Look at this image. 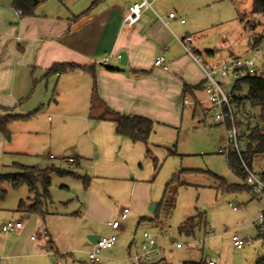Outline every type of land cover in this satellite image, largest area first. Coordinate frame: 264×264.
<instances>
[{"label": "rangeland", "instance_id": "rangeland-1", "mask_svg": "<svg viewBox=\"0 0 264 264\" xmlns=\"http://www.w3.org/2000/svg\"><path fill=\"white\" fill-rule=\"evenodd\" d=\"M176 2L183 4V18L194 28L193 46L215 51L216 56L209 57L212 64L256 55L253 42L255 36L264 34V16L251 14L252 0H170L169 4ZM237 8L246 14L244 24L238 19ZM258 48L264 51V39ZM258 61L264 63V55ZM219 80L227 92L233 91L236 78L232 74ZM53 88L49 84L47 89L46 81L38 76L31 79L21 103L26 117L12 121L7 134L0 131L10 149L1 161L0 173H16L15 164L56 166L87 177L90 185L85 186L73 175L53 174L48 212L43 217L38 213L26 216L18 209L21 200L31 205L36 197L26 184L18 188L7 184V197L0 205V247L6 244L10 248L17 242L21 250L15 251L19 256L12 257L7 256L10 251H0V264H134L131 257L141 250L145 232L156 239L149 264L205 263L210 258H215L216 264H257L264 256V241L256 226L262 205L248 189L224 190L217 178L232 185L245 182L230 168L227 153L220 151L229 143L228 127L233 122H214L204 90L199 96L201 106L195 107L191 100L179 124L155 128V140L150 139L149 144L152 154L148 155L143 143L130 142L122 147L120 139L113 147L111 136H106L103 128L96 129V103L93 111H81L82 107L73 108L65 102L64 92L57 103ZM246 94L245 88L236 95ZM232 109L243 151L249 126L260 121L261 108L246 100L240 109L232 103ZM65 149L85 158H80V165L70 163L64 159ZM154 157L158 159L157 169ZM263 163L257 158L254 171L259 172ZM179 172L181 185L171 194L172 202L159 205L167 183ZM149 196L152 204L143 200ZM156 202L159 204L153 212L151 206ZM127 207L128 216L121 219ZM142 215L155 220L139 224ZM192 217L196 219L193 232L181 233L179 227ZM4 219H20L25 227L21 233H4ZM116 219L121 227L110 229L108 222ZM43 229L53 235L54 249L42 238ZM89 229L116 237L114 247L103 250L97 263L89 259ZM233 235L252 242L237 248ZM177 243L183 247L177 248Z\"/></svg>", "mask_w": 264, "mask_h": 264}, {"label": "crops", "instance_id": "crops-1", "mask_svg": "<svg viewBox=\"0 0 264 264\" xmlns=\"http://www.w3.org/2000/svg\"><path fill=\"white\" fill-rule=\"evenodd\" d=\"M139 1L45 0L34 15L22 16L14 7L15 0H0V117L8 113H24L22 99L27 96L31 79L37 76L46 81L47 89L49 84L54 87L53 97L57 103L61 102V93L64 92L65 102L73 108L82 107L81 111L85 108L93 111L97 104L96 129L103 128L106 136H111L113 147L120 139L122 147H127L130 142L142 143L133 142L116 132L113 121L116 113L148 117L155 123V132L157 127L179 124L191 100L195 101V107L201 106L199 96L204 91L195 87L205 82V74L179 40L187 34H195L193 26L183 18L186 9L178 2L171 5L170 0H155L152 8L144 9L130 30H123L124 11ZM94 2L97 3L93 5ZM92 5L89 13L77 17ZM171 12L176 17L167 19V24L157 16L167 17ZM196 48L203 53L210 50ZM121 52L126 53V63L121 61ZM161 56L168 65L167 69L155 64ZM213 56H216L215 51L205 58L210 62L209 57ZM107 57L108 61L104 62ZM56 63L93 67L95 76L83 68L50 73L49 69ZM186 85L194 88L185 92ZM186 96L189 103H185ZM153 133L152 141L155 140ZM9 151L0 132V170L1 161ZM76 156L72 155V150L65 149L66 161L71 162L70 157L74 160L85 158L79 153ZM105 162L113 164L111 160ZM143 200L147 204L153 202L150 196ZM156 204L158 206L159 202ZM29 215L26 212V216ZM142 218L145 221L153 219L142 215L139 224L144 222ZM110 222V229L121 227L120 224L119 228H112ZM86 234L88 237L99 235L91 229ZM50 236L52 244L54 238L52 234ZM89 241L93 248L97 240ZM132 244L133 241L130 247ZM6 250L10 251L8 257L19 256L15 251L21 250V246L17 242L11 243L10 248L2 244L1 253L5 254Z\"/></svg>", "mask_w": 264, "mask_h": 264}, {"label": "trees", "instance_id": "trees-1", "mask_svg": "<svg viewBox=\"0 0 264 264\" xmlns=\"http://www.w3.org/2000/svg\"><path fill=\"white\" fill-rule=\"evenodd\" d=\"M45 0H15L14 7L21 11L22 16H31L35 14L36 8ZM97 3L94 2L93 5ZM90 6L87 10L81 13L78 18L89 13L91 8ZM251 14H261L264 16V0H252V9ZM246 14L244 12L239 11L240 21L244 24ZM246 23V28H247ZM264 39V34L260 36H255L253 47H258L261 41ZM202 53L203 52H200ZM205 55L214 54L213 50H206L204 52ZM83 68L91 71L95 76V69L93 67H82L75 63H56L50 69V73H65L67 71ZM204 84H199L196 86V89H203ZM96 87V81H95ZM194 87L186 85L185 92L192 90ZM247 89V94L244 97H239L236 94L242 92L244 89ZM249 101L253 105H257L261 108L260 113V121L254 126L251 127L249 121L250 132L246 135L245 138V149L242 151H237L236 149H230L227 153V161L230 168L243 179L246 178L247 171L244 167L243 161L253 169V163L257 158H262L264 161V73L251 75L248 74L236 80L234 83L233 91H232V103H235L237 107H240L245 103V101ZM1 109V108H0ZM10 111L11 109H5V111ZM26 116L22 114H12L8 113L5 116L0 117V131L4 134L9 132V124L14 120H19L25 118ZM116 125V132L126 137L133 142H142L147 146V154L151 155L152 151L149 146L150 139L152 133L154 132V121H152L148 117L140 116V115H130V114H121L116 113V117L113 119ZM237 125V124H236ZM229 126V124H228ZM229 128V127H228ZM155 167L158 162L157 157H154ZM76 165H80V158L74 160ZM15 168H17L16 173H0V205L7 197V189L6 185L11 184L14 188H18L24 184H26L31 193H35L36 197L33 199L31 205H27L24 200H21L18 209L27 213H38L43 217L48 212L47 205L50 199V186L52 183V175H73L83 180L85 186L90 185V180L87 177H83L80 174H76L75 172L59 168L56 166H51L47 168H39L38 166H28L23 164H15ZM254 170V169H253ZM264 176V163L262 169L259 171ZM181 176L182 172L176 173L173 178L167 183L162 200L159 205L164 202L170 204L172 202L173 192L176 190L177 186L181 185ZM220 180L221 188L227 191H239L248 189L251 192V188L244 182L242 185H232L229 184L224 178L217 176ZM41 185V190L39 186ZM145 218H142L141 221H145ZM155 220L154 218L151 221ZM196 225L195 218L187 219L180 227L179 231L181 233L191 234ZM261 236V235H260ZM262 237V236H261ZM263 241H264V237ZM184 264H207L206 262H185ZM257 264H264V256L261 257Z\"/></svg>", "mask_w": 264, "mask_h": 264}, {"label": "built area", "instance_id": "built-area-1", "mask_svg": "<svg viewBox=\"0 0 264 264\" xmlns=\"http://www.w3.org/2000/svg\"><path fill=\"white\" fill-rule=\"evenodd\" d=\"M155 0H140L137 3L130 5L127 10L123 13L122 29L130 30L135 23L141 18L144 9L152 8V3ZM21 14V11H18ZM158 18L164 23H168L167 19L176 17L174 12H171L167 17H163L157 14ZM182 22H185L183 19ZM181 44L183 45L186 52L191 55L194 60L200 65L205 74V84L204 91L211 103V110L213 120L215 123H221L224 120H231L232 126L229 127V143L224 145L220 151L228 152L230 149H236L240 151L238 131L236 125V117L232 109V92H227L224 88V83L219 80V78H226L232 74L236 80L246 76L248 74L255 75L264 73V63L259 62V57L264 55V51L259 48H255L256 55L247 57H234L230 60L224 62L220 65H214L208 60H206L205 55L199 53V51L193 46L194 37L192 34H187L183 38H179ZM108 57L104 62L108 61ZM156 65L163 66L165 69L168 65L164 62V58L158 57L155 61ZM190 99L188 96L185 97V103H189ZM53 157V155H52ZM69 161L73 162L74 158H69ZM244 167L247 171L245 183L251 188V193L255 199H257L262 205V209L259 212L258 219L256 221V226L259 235L264 237V176L260 172H256L251 169L244 161ZM236 209V207H235ZM129 213V208H124L121 213V219H126ZM121 221L116 219L110 222L112 228H119ZM24 228V223L21 220H7L2 226L1 230L4 233L19 232ZM42 238L50 243L51 236L47 229H43L41 232ZM38 236H32V239H37ZM232 241L235 247L242 248L246 244H250L252 241L247 238H241L238 235L232 236ZM116 242V237L114 235L110 236H100V238L95 242L92 250L89 252V259L93 263L100 261L102 257V252L105 249L112 248ZM156 245V239L152 233L145 232L143 234V242L140 246L141 250L136 252L131 259L134 264H149L152 261L153 248ZM53 248L52 245H49ZM177 248H182L183 244L177 243ZM207 264H216L215 258H210L207 260Z\"/></svg>", "mask_w": 264, "mask_h": 264}, {"label": "water", "instance_id": "water-1", "mask_svg": "<svg viewBox=\"0 0 264 264\" xmlns=\"http://www.w3.org/2000/svg\"><path fill=\"white\" fill-rule=\"evenodd\" d=\"M120 57H121V61H122V63H126V60H127L126 53H125V52H121V53H120ZM156 206H157L156 203H154V204L151 206V210H152L153 212H155V210H156ZM99 238H100L99 235H92V236L89 237V239L92 240L93 242H94L95 240H98Z\"/></svg>", "mask_w": 264, "mask_h": 264}]
</instances>
